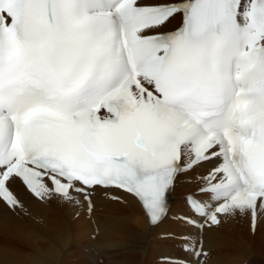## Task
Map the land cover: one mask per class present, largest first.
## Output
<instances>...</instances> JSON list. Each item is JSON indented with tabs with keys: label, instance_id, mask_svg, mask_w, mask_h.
I'll return each mask as SVG.
<instances>
[{
	"label": "snow or ice",
	"instance_id": "obj_1",
	"mask_svg": "<svg viewBox=\"0 0 264 264\" xmlns=\"http://www.w3.org/2000/svg\"><path fill=\"white\" fill-rule=\"evenodd\" d=\"M209 164L163 264L264 216V0H0V204L28 215L20 187L91 213L116 189L157 226Z\"/></svg>",
	"mask_w": 264,
	"mask_h": 264
},
{
	"label": "bare ground",
	"instance_id": "obj_2",
	"mask_svg": "<svg viewBox=\"0 0 264 264\" xmlns=\"http://www.w3.org/2000/svg\"><path fill=\"white\" fill-rule=\"evenodd\" d=\"M178 25L179 20H174L169 28ZM209 167H199L177 181L169 215L154 227L134 198L127 196L126 203L111 199L125 196L115 189L97 192L89 213L86 206L38 202L16 187L29 214H13L0 204V264H163L164 257H183L178 241L166 236L190 231L178 222L190 214L185 197L198 190V177L206 175ZM254 228L252 234L249 216L206 227V264H264V216L257 218Z\"/></svg>",
	"mask_w": 264,
	"mask_h": 264
},
{
	"label": "rangeland",
	"instance_id": "obj_3",
	"mask_svg": "<svg viewBox=\"0 0 264 264\" xmlns=\"http://www.w3.org/2000/svg\"><path fill=\"white\" fill-rule=\"evenodd\" d=\"M20 247H22L21 245H19ZM101 263V262H100Z\"/></svg>",
	"mask_w": 264,
	"mask_h": 264
}]
</instances>
